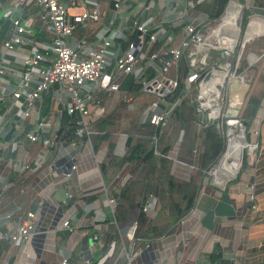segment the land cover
Segmentation results:
<instances>
[{
    "label": "built area",
    "instance_id": "1",
    "mask_svg": "<svg viewBox=\"0 0 264 264\" xmlns=\"http://www.w3.org/2000/svg\"><path fill=\"white\" fill-rule=\"evenodd\" d=\"M209 1L13 0L9 8L2 10L0 6V19L9 18L11 23L6 38L0 42V221L14 224L8 232L0 233V240L20 246L34 229L30 210L7 209L5 205L13 186L12 176L41 166L28 153V147L40 144L46 152L60 156L58 160H66L73 170L77 142L64 145L57 140L60 120L63 114H77L76 136L88 135L87 117L92 116L88 104L97 91L121 93V100L129 109L142 102L140 99L150 98L140 115L146 125L159 129L151 142L158 155L160 134L195 84V110L204 122L202 127L215 124L219 133L224 132V152L229 143L228 131L233 129L241 131L243 142L239 164L244 153H257L258 143L246 139L240 118L244 103L236 117L227 113L238 104L230 94V86H249L248 70L259 61L264 64L261 48L259 53H248L245 66L239 70L244 45L264 37V28L247 29L250 25L244 21L245 5L241 0H228L217 19L197 10V6ZM29 5L39 10L41 34L20 21L21 12ZM77 32H82L81 36L71 44ZM182 63L188 69L184 93L168 102L166 97L178 87ZM126 78L140 85L139 97L122 89L121 82ZM55 96L62 109L42 110L43 101ZM105 115V108L98 106L92 117ZM125 139L126 135L121 134L115 154H123ZM193 153L194 161L196 150ZM216 167L208 172L212 179ZM2 168H8L9 173L2 176ZM48 168L52 170L51 165ZM253 203L251 196V210L255 209ZM134 229L135 223L131 233ZM60 264H67V259L63 258ZM123 264H133L131 257L126 256Z\"/></svg>",
    "mask_w": 264,
    "mask_h": 264
},
{
    "label": "crops",
    "instance_id": "2",
    "mask_svg": "<svg viewBox=\"0 0 264 264\" xmlns=\"http://www.w3.org/2000/svg\"><path fill=\"white\" fill-rule=\"evenodd\" d=\"M12 2L0 0L2 10L9 8ZM241 2L247 12L244 21L252 27L251 31L264 28V0ZM20 21L37 34L43 32L35 5L24 8ZM10 27L9 18L0 19V42L6 38ZM81 33H75L71 44ZM251 93L262 94L258 114L245 128L246 139L258 143L257 153L254 156L244 153L235 173L219 172L218 179L203 181L190 213L167 234L150 240L133 238L130 229L134 212L120 225L114 218L113 195L131 178L133 168L126 165L116 172L109 165L107 160L115 154V148L98 157L89 141L78 140L72 163L75 168L71 170V164L67 166L66 160H58L60 156L56 158L53 151L46 152L38 143L29 146L28 153L41 166L23 175H13V186L5 202L9 209L14 201L12 193L26 195L24 206L20 204V207L33 213L34 229L20 246L0 240V264H60L63 258L67 259V264H87L86 261L123 264L126 256L131 257L133 264H264V69L262 80ZM99 94L104 95L103 103L97 100L94 104ZM120 94L95 92L88 104L89 113L93 116L98 106L105 108V117L127 110ZM56 97L46 98L42 110L62 109ZM54 158L56 160L52 161ZM100 166H104L103 171ZM181 167L183 163L174 159L171 172L176 175ZM8 173V168L1 169L2 176ZM135 188L137 190L138 185ZM251 196L254 210H251ZM15 204L12 207L21 209ZM133 204L135 206L136 201ZM145 209H160L156 196H149ZM65 222H68L67 227ZM13 225V221H0V233L8 232Z\"/></svg>",
    "mask_w": 264,
    "mask_h": 264
},
{
    "label": "trees",
    "instance_id": "3",
    "mask_svg": "<svg viewBox=\"0 0 264 264\" xmlns=\"http://www.w3.org/2000/svg\"><path fill=\"white\" fill-rule=\"evenodd\" d=\"M227 2L228 0H211L206 5L197 6V10H202L210 18L217 19L223 13ZM249 41L256 42L257 48L261 46L264 48V37ZM179 73L178 87L166 97L168 102L184 93V78L188 73L184 63L181 64ZM122 89L133 93L134 97L140 96V85L130 78L125 79ZM189 94L183 97L179 111L173 117L177 122V130L171 134L165 130L160 134L157 145L158 155L154 154L151 142L153 136L159 134V129L146 125L139 114L131 130L127 132L114 129L118 123L110 115L104 118L88 116L89 134L82 138H78L75 134L78 115L63 114L61 117L56 134L57 140L64 145L78 140H87L92 151L99 155L98 157H102L103 153L115 148L120 134L126 135L123 154H113L107 161L116 172L126 165L133 166L131 178L113 195V215L120 225L127 222L134 212L133 238L135 240L143 241L163 236L174 224L186 217L195 205L201 183L211 181L207 172L218 163L224 153L226 141L223 134L216 129L215 124L202 127L204 122L195 110V84L191 85ZM103 98L104 95L99 94L94 98V104L97 100L99 104H102ZM261 98V93H251L246 96L240 113L241 120L247 122L246 128L256 118ZM198 126H201L199 133H197ZM179 134L180 137L177 139ZM193 150H196L194 161L191 156ZM174 159L183 163V167L176 175L171 172ZM100 168L103 171L104 166ZM137 185L138 188L135 190ZM151 195L156 196L159 201L158 211L145 209ZM11 197L19 207L20 204L24 206L26 195L12 193ZM9 200L13 201L12 198ZM133 200L136 201L135 206ZM14 201L13 204L9 203V207L15 204ZM5 205H7L6 202ZM22 206L20 208L24 210ZM213 257L214 254H211V260H214Z\"/></svg>",
    "mask_w": 264,
    "mask_h": 264
},
{
    "label": "rangeland",
    "instance_id": "4",
    "mask_svg": "<svg viewBox=\"0 0 264 264\" xmlns=\"http://www.w3.org/2000/svg\"><path fill=\"white\" fill-rule=\"evenodd\" d=\"M246 16H247V12L245 13V17ZM247 29H252V27H247ZM256 46H257L256 42H252V41H249V42H247L246 45H244V52H243V55L241 57L242 60L240 62L239 70L242 69L245 66L244 60L246 59L247 54L250 53V52L254 53L257 50L261 49V47H262L261 46V47L257 48ZM257 53H259V52L257 51ZM263 69H264V64H263L262 61H259L255 65L254 68H251L250 70H248L247 76L251 77V83L249 84V88L250 89L248 90V92L246 93V95L243 98V103L245 101L246 96L252 92L253 87L256 84H258V82L260 80H262V70ZM189 92H190V90H189ZM189 92H188V94H189ZM190 95L191 94H189V96ZM149 99L150 98L140 99L142 102H139L138 105L134 106V108L132 107L131 109H129V108L126 107L127 110L123 109V110H120L118 113L114 114L112 117H114V119L118 123L117 127L114 126V129H116L117 131H120V132L121 131H126L127 132V131L131 130V128L133 126L132 124L135 123V121H136L135 118L137 117L138 114H140V112H142L143 106L146 104V101L149 100ZM177 128H178L177 122L175 121V118H172L171 121H169L168 127L165 130H166L167 133L171 134V133L175 132L177 130ZM223 134H224V132H223ZM179 137H180V134L178 135L177 139H179ZM192 155H194L193 152H192L191 156ZM208 172H207V174H208ZM212 177L213 176H211L210 179Z\"/></svg>",
    "mask_w": 264,
    "mask_h": 264
},
{
    "label": "bare ground",
    "instance_id": "5",
    "mask_svg": "<svg viewBox=\"0 0 264 264\" xmlns=\"http://www.w3.org/2000/svg\"><path fill=\"white\" fill-rule=\"evenodd\" d=\"M228 139L229 143L227 145L226 152L220 159L216 169L213 171L214 177H219V172H223L224 175L235 173L239 167L238 156L243 145V142L241 141V131H234L233 129L229 130ZM218 177L216 178L218 179Z\"/></svg>",
    "mask_w": 264,
    "mask_h": 264
},
{
    "label": "water",
    "instance_id": "6",
    "mask_svg": "<svg viewBox=\"0 0 264 264\" xmlns=\"http://www.w3.org/2000/svg\"><path fill=\"white\" fill-rule=\"evenodd\" d=\"M230 94L234 97V98H236L237 100H238V104L236 105V107H235V109H233L231 112H228L227 113V116H229V117H236L237 116V114H238V111H239V109H240V107H241V104H242V102H243V98H244V96L246 95V93L248 92V90H249V86L248 85H246V86H244V87H242L241 85H239L238 83H233L231 86H230ZM243 124H244V126H245V128H246V126H247V122L246 121H243ZM225 153V152H224ZM224 153H223V155H224ZM222 155V156H223ZM222 156H221V158H222ZM220 158V159H221ZM220 159H219V161H218V163H217V166H218V164H219V162H220Z\"/></svg>",
    "mask_w": 264,
    "mask_h": 264
}]
</instances>
